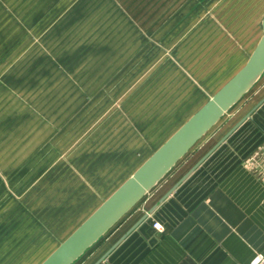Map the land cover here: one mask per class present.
Here are the masks:
<instances>
[{
    "label": "crops",
    "instance_id": "1",
    "mask_svg": "<svg viewBox=\"0 0 264 264\" xmlns=\"http://www.w3.org/2000/svg\"><path fill=\"white\" fill-rule=\"evenodd\" d=\"M263 17L264 0H0V182L45 223L26 263L40 264L232 77ZM263 254L264 72L74 264Z\"/></svg>",
    "mask_w": 264,
    "mask_h": 264
},
{
    "label": "water",
    "instance_id": "2",
    "mask_svg": "<svg viewBox=\"0 0 264 264\" xmlns=\"http://www.w3.org/2000/svg\"><path fill=\"white\" fill-rule=\"evenodd\" d=\"M264 72L262 34L244 64L40 264H74L129 213Z\"/></svg>",
    "mask_w": 264,
    "mask_h": 264
},
{
    "label": "rangeland",
    "instance_id": "3",
    "mask_svg": "<svg viewBox=\"0 0 264 264\" xmlns=\"http://www.w3.org/2000/svg\"><path fill=\"white\" fill-rule=\"evenodd\" d=\"M3 185L0 182V264H34L26 262L40 249L45 223L23 208L21 195Z\"/></svg>",
    "mask_w": 264,
    "mask_h": 264
},
{
    "label": "built area",
    "instance_id": "4",
    "mask_svg": "<svg viewBox=\"0 0 264 264\" xmlns=\"http://www.w3.org/2000/svg\"><path fill=\"white\" fill-rule=\"evenodd\" d=\"M156 227L161 228V226L158 225V223L155 224ZM255 264H264V254L261 255L258 260L255 262Z\"/></svg>",
    "mask_w": 264,
    "mask_h": 264
}]
</instances>
